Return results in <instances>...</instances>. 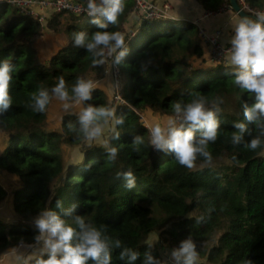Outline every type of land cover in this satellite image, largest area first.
<instances>
[{
	"label": "trees",
	"instance_id": "16d2710c",
	"mask_svg": "<svg viewBox=\"0 0 264 264\" xmlns=\"http://www.w3.org/2000/svg\"><path fill=\"white\" fill-rule=\"evenodd\" d=\"M199 1L211 13L230 5L229 0ZM245 1L255 10H264V0ZM10 6L0 5V60L16 65L9 87L13 102L0 113V133L9 137L8 147L0 153V168L16 174L22 185L13 193L17 221L0 220V256L18 245L34 244V218L44 208L54 209L59 200L64 208L76 205L73 215H84L103 226L112 239L137 250L141 256L136 264L146 251L170 261L172 248H164L178 246L189 235L199 257L205 259H199V264H264V147L249 150L230 140L233 122L243 120V103L251 105L254 99L234 84L226 59L211 60L209 46L196 26L147 18L141 22L139 30L151 31L153 38L122 61L127 65L123 96L129 104L116 106V115L125 120L117 126L120 137L111 141L118 148L117 160H108L106 149L91 143V147L83 145L81 162L65 163L64 144L84 141L68 128L77 116L67 115L62 131L48 130L51 103L38 113L28 107L29 98L39 87L50 88L59 76L71 84L92 71L105 72L104 65L94 67L91 55L72 43L74 31L91 34L100 29L86 13H71L64 27L57 17L45 26L18 7L9 10ZM135 7V0H124V11L109 30L123 33ZM164 21L172 26L155 29L154 24ZM47 28L65 36L66 44L50 61L42 62L33 44ZM147 60L152 63L141 71V62ZM197 94L209 100L223 98L221 127L216 141L208 145L211 163L198 156L194 166L187 168L174 160L173 153L151 147L149 129L131 106L172 113V102H187ZM85 103L113 107L98 87ZM249 128L251 135H245L244 143L259 134L254 124ZM136 135L145 141L139 151H133L131 144ZM127 170L137 178L131 189L123 175L118 176ZM7 196L0 182V203ZM201 216L205 219L197 223ZM66 219L71 222V217ZM157 231L158 243H148ZM204 243L209 244L207 250L200 247ZM119 251L113 249L111 264H125Z\"/></svg>",
	"mask_w": 264,
	"mask_h": 264
},
{
	"label": "clouds",
	"instance_id": "9594fccd",
	"mask_svg": "<svg viewBox=\"0 0 264 264\" xmlns=\"http://www.w3.org/2000/svg\"><path fill=\"white\" fill-rule=\"evenodd\" d=\"M85 11L90 22L100 30L91 34L74 31L73 46L85 49L91 55L94 67L105 65L106 60H110L111 64H121L129 52L127 41L130 37L126 38L121 31L109 29L118 23L124 11V0H86ZM230 26L232 35L228 41L229 47L224 51L225 59L231 66L234 84L248 93L250 99H254L251 105L247 101L243 103V120L233 122L235 130L231 132L230 140L233 145L244 144L245 148L256 150L264 147V11L240 15L237 20L230 22ZM151 63V60L142 61L141 71H147ZM15 68L11 60H0V113L12 105L9 87ZM115 85L119 88L118 84ZM95 89L94 81L85 76H78L71 84H66L64 77L59 76L50 88H37L30 95L28 107L34 112L44 113L53 99L63 102L64 112H74L77 116L75 124H68L69 130L88 142L89 147L92 146L91 142L104 134L105 126L111 122V137L106 138L101 146L106 149L108 160L114 162L118 157V148L111 141L120 137L117 126L124 125L125 120L123 116L116 115L113 107L85 103L92 99ZM122 102L125 103V100ZM222 103V97L209 100L199 94L187 102L183 99L172 102V116L166 121L156 122L149 129L148 143L156 150L173 153L174 160L187 168L194 166L198 156L211 163L213 157L208 145L217 139ZM81 104L84 106L75 111V107ZM250 124L259 129V134L244 143L245 135H251ZM144 142L142 136L136 135L131 143L133 151H139V146ZM87 167H91V163ZM121 175L127 188L135 186L137 178L131 170L118 174ZM75 207L73 204L64 208L62 202L57 200L54 209L39 211L33 221L37 229L35 243L27 245L31 249L27 255L19 254L21 264H89V261L91 264H111L113 249L120 250L119 259L125 264H136L141 256L137 250L124 245L120 239H112L103 226H97L84 215H73ZM67 217H71V222ZM204 219L201 216L196 222ZM148 246L151 248L153 245ZM16 248L18 250L19 245ZM170 258V261L161 260L146 251L140 264H199V252L192 235L172 248Z\"/></svg>",
	"mask_w": 264,
	"mask_h": 264
},
{
	"label": "rangeland",
	"instance_id": "374dc122",
	"mask_svg": "<svg viewBox=\"0 0 264 264\" xmlns=\"http://www.w3.org/2000/svg\"><path fill=\"white\" fill-rule=\"evenodd\" d=\"M165 1L170 4L171 9H172L171 1L170 0H165ZM12 9L13 7L10 6L9 10H12ZM171 9L169 13L167 14L169 17H171V19H164V20H167V21L174 20L172 13H170ZM70 14L71 13H68V12H65V13L61 12L60 15L58 13H55L54 15L52 14L53 16L50 15V18H48L44 22V25L46 26L51 21L50 19H54L55 17H57L58 21H60V24L63 25L64 27L67 23V19L70 17ZM180 23L185 24L183 21H181ZM139 29H140V26L137 29V32L140 31ZM127 31H128V26H127ZM123 34L125 35L126 38L130 36L128 32H125V28H124ZM152 38H153V35L151 31H147L134 44L133 46L134 49L138 50L142 45H144L146 42H148ZM65 44H66L65 36H63L62 34L56 33L47 28L45 29L43 35L40 36V38L33 45L38 51V59H40L42 62H48L55 55V53L59 52L63 48ZM130 45H131V42L127 41V46H130ZM112 64L110 60H106L105 65H104V67L106 68L105 72L92 71L86 74V78L92 79L94 83L96 84V87L101 88L105 91L109 102L112 104L113 108L117 110L116 106L118 105V101L114 97V90L116 88L114 83L116 80L113 75V72H114V68L118 67V70L120 71V76H121L120 77V81L122 85L121 92L123 95L125 93V85L127 82V77L125 76L127 65L124 64V62L123 63L121 62V64L119 65L116 64L117 67L113 66L112 68ZM123 99L125 100V103L128 104L127 100L125 99V96L123 97ZM62 103L63 102L57 99L52 100L50 107L48 109L47 121L45 124L46 129L48 130L55 129V130L62 131L63 124H64L63 122H65L67 115L76 116L74 112L72 114L64 112V110L62 109ZM125 103L121 101L120 104L124 105ZM83 106H84L83 104L77 105L75 107V111H79L80 108H82ZM131 107L134 108L140 114L143 123L148 127V129H150L156 122L166 121L168 118L172 116V113H164L159 110H153V109L139 110L133 106ZM111 127L112 125L110 122L109 125L105 126L104 134L98 140L93 141L91 143H98L101 145L102 142L106 138L109 139L110 133H111ZM85 144H88V142L82 141L80 143L64 144L63 148H64L65 163H68L71 161L81 162L84 158V155L81 149L83 145ZM8 145H9L8 135L3 132L0 133V153H2L8 147ZM262 155H264V150L262 152ZM0 182L8 191V196L0 203V220L5 223L16 222L18 216L13 208V193L17 188H19L22 185V182L16 174L10 173L2 168H0ZM159 236H160V231L153 233L152 235H150L148 243H158ZM27 245L28 244H21L19 245L18 250L17 248H12L8 250L7 252H4V254H6V256L9 257L8 258L9 262H7L6 264H21V261L19 260V254L23 253L27 255L28 252L31 251V249H29ZM208 246H209L208 243L200 244V247L204 250H207L206 247ZM174 247H177V245L167 246L164 249L170 250L171 248H174ZM11 257L12 258L14 257V258L12 259ZM199 259L205 260L201 257H199ZM1 264H5V263H1Z\"/></svg>",
	"mask_w": 264,
	"mask_h": 264
},
{
	"label": "built area",
	"instance_id": "2783aa9c",
	"mask_svg": "<svg viewBox=\"0 0 264 264\" xmlns=\"http://www.w3.org/2000/svg\"><path fill=\"white\" fill-rule=\"evenodd\" d=\"M6 3L13 7H18L22 13L32 16L38 22L44 23L47 16L53 13L68 12L75 15H83L86 13V4L82 0H0V5ZM136 7L134 12L142 16L143 19H149L154 17H161L167 15L171 9V6L166 1L159 5L155 0H135ZM241 7L249 13L255 11L245 0H239ZM202 42L209 46L210 58L212 61H219L225 59V49L229 47V44L223 43V34L221 31H217L214 34H207L200 31ZM117 67L115 63L112 64V68ZM113 75L115 77V84H118L114 90V97L118 102L123 101V95L121 92L120 71L114 68Z\"/></svg>",
	"mask_w": 264,
	"mask_h": 264
},
{
	"label": "crops",
	"instance_id": "0c3cea01",
	"mask_svg": "<svg viewBox=\"0 0 264 264\" xmlns=\"http://www.w3.org/2000/svg\"><path fill=\"white\" fill-rule=\"evenodd\" d=\"M82 1L86 3V0H82ZM155 1L159 5H162L165 2V0H155ZM170 1L172 3V9L170 13H172L174 17L173 20L174 23L179 22L178 24H181L180 22L182 21V19L187 18L189 19L190 23H193L199 31L206 32L207 34H214L217 31H221L223 34L222 41L228 44V41L232 35L230 22H234L239 18L237 13H235L232 10L230 5L225 6L221 11L217 13H211L208 12L203 7V4L199 0H170ZM48 18L49 16H47V19ZM142 21H143L142 16L137 15L134 11L131 12V14L127 18L124 28H125V32H128L130 34V36H128V38L130 37L128 41L131 42V45L127 46L129 52L135 51L133 47L134 44L144 33L148 31L147 30L146 32L145 31L137 32V29L141 25ZM42 24L44 25V23ZM154 25H155V29H158L159 26H161L163 29L172 26L167 21L157 23ZM127 26H128V31H127ZM8 258L9 257H7L6 254L1 255L0 264L1 263L6 264L7 262H9Z\"/></svg>",
	"mask_w": 264,
	"mask_h": 264
},
{
	"label": "water",
	"instance_id": "95a60500",
	"mask_svg": "<svg viewBox=\"0 0 264 264\" xmlns=\"http://www.w3.org/2000/svg\"><path fill=\"white\" fill-rule=\"evenodd\" d=\"M230 2V5H231V8L232 10L237 13L238 16L240 15H252L251 13L247 12L246 10H244L240 3H239V0H229ZM164 19H171V17H169L168 15H164V16H161V17H154V18H150L149 17V20H164ZM182 21L185 23L184 25H187L190 23L189 19L187 18H183Z\"/></svg>",
	"mask_w": 264,
	"mask_h": 264
}]
</instances>
